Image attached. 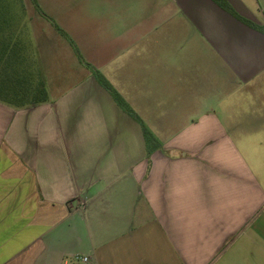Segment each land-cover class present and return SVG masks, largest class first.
I'll return each instance as SVG.
<instances>
[{"label":"crops","instance_id":"obj_1","mask_svg":"<svg viewBox=\"0 0 264 264\" xmlns=\"http://www.w3.org/2000/svg\"><path fill=\"white\" fill-rule=\"evenodd\" d=\"M36 3L49 101L0 103V264H264V31L213 0Z\"/></svg>","mask_w":264,"mask_h":264},{"label":"trees","instance_id":"obj_2","mask_svg":"<svg viewBox=\"0 0 264 264\" xmlns=\"http://www.w3.org/2000/svg\"><path fill=\"white\" fill-rule=\"evenodd\" d=\"M32 1L36 9L40 11L36 0ZM213 1L248 26L264 31V28L240 17L226 0ZM42 15L45 16L43 13ZM49 20L56 31L71 43L83 62L71 38L53 20ZM88 67L116 102L131 116H134L104 76L92 66L88 65ZM48 101L47 83L31 40L30 21L24 0H0V103L19 110L35 107ZM145 137L148 151L158 146L156 138L147 130Z\"/></svg>","mask_w":264,"mask_h":264},{"label":"rangeland","instance_id":"obj_3","mask_svg":"<svg viewBox=\"0 0 264 264\" xmlns=\"http://www.w3.org/2000/svg\"><path fill=\"white\" fill-rule=\"evenodd\" d=\"M27 3V5H28V7L30 8V11L31 10H35V5H34V3H33V1L32 0H24V3ZM26 3H25V6H26ZM37 10V9H36ZM26 12H27V9H26ZM27 15H28V12H27ZM29 17V16H28Z\"/></svg>","mask_w":264,"mask_h":264},{"label":"built area","instance_id":"obj_4","mask_svg":"<svg viewBox=\"0 0 264 264\" xmlns=\"http://www.w3.org/2000/svg\"><path fill=\"white\" fill-rule=\"evenodd\" d=\"M76 260H82V261L85 262V263L88 262V258H80V257H76Z\"/></svg>","mask_w":264,"mask_h":264}]
</instances>
